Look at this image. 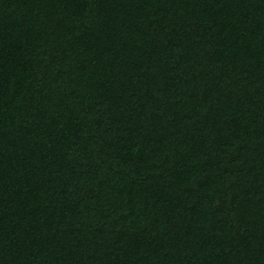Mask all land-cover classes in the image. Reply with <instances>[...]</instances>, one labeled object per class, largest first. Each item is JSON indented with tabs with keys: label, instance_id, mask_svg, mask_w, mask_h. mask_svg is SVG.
<instances>
[{
	"label": "trees",
	"instance_id": "1",
	"mask_svg": "<svg viewBox=\"0 0 264 264\" xmlns=\"http://www.w3.org/2000/svg\"><path fill=\"white\" fill-rule=\"evenodd\" d=\"M0 264H264V0H0Z\"/></svg>",
	"mask_w": 264,
	"mask_h": 264
}]
</instances>
